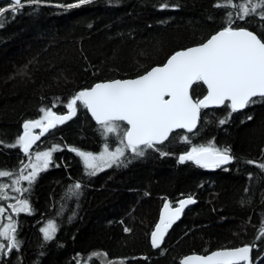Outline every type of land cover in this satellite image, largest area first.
<instances>
[{"label": "trees", "instance_id": "16d2710c", "mask_svg": "<svg viewBox=\"0 0 264 264\" xmlns=\"http://www.w3.org/2000/svg\"><path fill=\"white\" fill-rule=\"evenodd\" d=\"M76 3L23 0V8L3 14L0 171L10 175L0 176V224L15 226L17 246L9 250L0 237V264H181L187 254L244 245L251 247L250 264H264V237L257 239L264 229V168L257 166L264 164V98L236 112L228 102L202 108L191 132L176 130L143 156L126 149L119 165L94 176L73 149L113 148L127 126L117 121L120 129L105 135L80 102L27 154L17 145L24 122L41 118V109L66 113L68 100L94 83L136 77L201 44L227 26L226 13L235 25L264 34V9L237 19L241 4L250 8L261 0H232L236 7L227 8L217 4L228 0H92L68 7ZM9 4L0 1V8ZM190 92L200 99L206 89L199 81ZM209 144L228 149L232 161L220 168L180 161ZM52 147L47 169L31 183H13L25 175L33 151ZM76 183L78 192L70 191ZM184 197L194 203L153 247L150 233L161 205ZM21 200L28 212L14 210ZM50 220L57 231L45 240L41 227Z\"/></svg>", "mask_w": 264, "mask_h": 264}, {"label": "snow or ice", "instance_id": "6c2138e0", "mask_svg": "<svg viewBox=\"0 0 264 264\" xmlns=\"http://www.w3.org/2000/svg\"><path fill=\"white\" fill-rule=\"evenodd\" d=\"M29 2L34 4L38 0H29ZM91 2L92 0H78V3L70 4L68 7L75 8ZM24 6L21 0H13L8 8H0V25L3 23L4 13L16 12L18 8ZM229 6L236 7L232 0H228L226 4H217V7ZM258 7L264 9V0H261L259 5H251L250 8L246 4H241L237 19L244 20L248 15L255 13ZM226 17L227 26L207 39L206 43L177 51L162 67H152L150 71L138 75L135 79L97 83L91 88L77 92L67 102L69 109L67 116H56L51 108L41 109L44 115L40 119L24 123V134L19 136L17 145L28 152L30 145L40 138L32 134V129L40 128L43 135L57 123H63L74 115L77 102H80L103 127L105 135L120 129L117 121L127 124L120 140L123 147L109 151L106 145L99 155L78 151L77 154L82 157L87 175L94 176L114 164L119 165L125 149L143 156L145 150L163 145L174 129H187L191 132L200 119V110L210 104L223 105L226 101H231L232 112H236L256 102L254 98H264V34H257L245 27L235 25L231 13H226ZM261 18L264 19V14ZM199 81L207 85V95L203 99L194 101L189 90L194 82ZM225 122V120L220 121L221 124ZM73 151L77 150L73 149ZM165 154L161 152V155ZM51 157V151L37 152V163L32 164V172L27 176H20L13 183H18L20 179L29 183L34 181L38 172L49 166ZM179 159L181 162L194 161L204 168H220L230 163L233 157L228 149L221 150L209 144L193 147ZM257 166L264 168V164ZM7 175L10 173L0 171V176ZM80 187V183H76L70 186L69 190L78 192ZM17 190L27 191V189ZM192 203L194 200L191 198L181 199L179 206L174 208H170L169 204L165 203V212L161 214L160 222L151 234L153 247L159 246L164 234L179 218L184 207ZM14 210L28 212L30 207L26 200H21ZM56 231L57 225L52 220L41 228L45 240H52ZM14 233L15 226L11 222L0 230V237L7 240L6 246L9 250L17 246ZM262 237H264V229L257 239ZM4 247L5 244L0 243V249ZM250 253L251 248L248 245L226 248L213 251L210 255L185 257L181 264H240V262L250 264Z\"/></svg>", "mask_w": 264, "mask_h": 264}, {"label": "water", "instance_id": "95a60500", "mask_svg": "<svg viewBox=\"0 0 264 264\" xmlns=\"http://www.w3.org/2000/svg\"><path fill=\"white\" fill-rule=\"evenodd\" d=\"M0 1H5V0H0ZM6 1H8V2H10V3L13 2V0H6ZM21 2H22V0H21ZM221 30H222V29H221ZM221 30H218L217 32H219V31H221ZM217 32L213 33L212 35L216 34ZM212 35H210V36L208 37V39H210ZM206 42H207V40H205V41L202 42V43H206ZM199 45H200V44L193 45V46H189V47H186V48H183V49L177 50V51L186 50V49H188V48H191V47H197V46H199ZM177 51H175L174 53L170 54L162 64H160V65H154V66H152V67H162L163 64H165V63L167 62V60H168L172 55H174ZM152 67H150L147 71H150ZM143 74H145V72L142 73V74H140V75H143ZM135 78H137V76H136V77H132V78H124V79H135ZM117 79H118V78H117ZM117 79H112V80H117ZM121 80H123V79H121ZM109 81H111V80L99 81V82H97V83H103V82H109ZM201 82H202V81H201ZM97 83H94L92 86H94V85L97 84ZM194 83H195V82H194ZM202 84H203V82H202ZM203 85H204V87H205V89H206V93H205V95H207V85H205V84H203ZM92 86H91V87H92ZM91 87H89V88H91ZM191 87H192V86H191ZM191 87H190V90H191ZM190 90H189V94H190V96H192ZM205 95H204V96H205ZM204 96H202L200 99H203ZM165 98L167 99L168 97H165ZM192 98H193V97H192ZM193 100L195 101V100H197V99H196V98H193ZM226 102H228V104H229V106H230V108H231V101H226ZM220 106H222V105L210 104V105H208V107H206V108H213V107H220ZM86 109H87V108H86ZM239 110H242V109H239ZM87 112H88V114L90 115V117L93 119V121L96 122V123H98V122L96 121V119L92 116L91 112H90L88 109H87ZM53 113H55V112H53ZM68 114H69V109H68V111H67L66 113H64V114L55 113L56 116H67ZM121 122H123V121H121ZM24 123H25V122H24ZM45 123H46V122H45ZM123 123L126 124V122H123ZM60 124H61V123H57L55 126L60 125ZM98 124H99V123H98ZM197 124H198V121H197ZM126 126H127V124H126ZM196 126H197V125H196ZM23 128H24V124H23ZM53 128H54V127H53ZM53 128L49 129V131H47V132H50L51 130H53ZM194 129H195V128H194ZM194 129H192V130H194ZM176 130H180V129H174L173 132L176 131ZM183 130L188 131L187 129H183ZM31 132H32L33 135H35V136H39V137H41V136H43V135H45V134L47 133V132H45L43 135H41V129H40V128H34V129L31 130ZM23 134H24V130H23V132L21 133V135H23ZM170 134H171V133H170ZM21 135H20V136H21ZM169 136H170V135H169ZM38 140H39V139H38ZM38 140H36L34 143H32V144L30 145V147H29V151L33 148V146L36 144V142H37ZM29 151H28V152H29ZM21 152H22L23 154H27V153H28V152H25V151H24L23 147H21ZM193 162H194V161H193ZM188 198H191V197H184V198H182V199H188ZM191 199H192V198H191ZM180 200H181V199H180ZM180 200H179V201H180ZM165 203H168L170 208H174V207H178V206H179V202H178L175 206L170 205V203H169L168 200H165V201L163 202V204L161 205V207H160V209H159L158 217H157V220H156L155 225H154V227H153V230H152L151 233H150V242H151V244H152V235H151V234H152L153 231L156 230V225L160 222L161 214L165 212V209H164V205H165ZM192 204H193V203H192ZM189 205H191V204H189ZM189 205H186V206L184 207L183 211H184ZM183 211H182V213L180 214V216H179V218H178L177 220H179V219L181 218V216H182V214H183ZM177 220H175V221H177ZM165 234H166V233H165ZM165 234H164V236H165ZM162 241H163V240H162ZM162 241L160 242V244L162 243ZM160 244H159V245H160ZM240 247H243V246H240ZM235 248H237V247H235ZM223 249H226V248H221V249L212 250V251L207 252V253H205V254H195V253L187 254V255H185V256L182 258V260H183L185 257H188V256H205V255H210L211 252H213V251H218V250H223ZM227 249H231V248H227ZM250 254H251V253H250ZM240 263L249 264V262H240Z\"/></svg>", "mask_w": 264, "mask_h": 264}, {"label": "rangeland", "instance_id": "374dc122", "mask_svg": "<svg viewBox=\"0 0 264 264\" xmlns=\"http://www.w3.org/2000/svg\"><path fill=\"white\" fill-rule=\"evenodd\" d=\"M40 119V118H39ZM121 139V138H120ZM105 146L106 145H104L99 151H97V152H91V153H93L94 155H99L103 150H104V148H105ZM117 147H123V145H121L120 144V142L116 145V146H114L113 148H110V147H108L109 148V151H114ZM71 149H73V148H71ZM56 150V148L55 147H52L51 149H43V150H38V151H33L32 152V154L30 155V159H29V161L27 162V171H26V173H25V175L24 176H27V175H29L31 172H32V164H34V163H37V160H36V153L37 152H48V151H51L52 153L54 152ZM77 151H75V153L77 154L78 153V151H84V150H81V149H76ZM126 150V149H125ZM84 152H88V151H84ZM78 155V154H77ZM79 156V155H78ZM80 157V156H79ZM80 159L82 160V157H80ZM82 162H83V160H82ZM41 163V166H42V162H40ZM50 163V162H49ZM49 167V166H48ZM47 167V168H48ZM46 168V169H47ZM43 170H45V169H43L42 168V170L41 171H43ZM41 171H39L38 173H40ZM38 175V174H37ZM25 181H27V180H25ZM53 221V220H52ZM48 222L49 221H47L44 225H42V227L41 228H44L47 224H48ZM54 222V221H53ZM55 223V222H54ZM8 224V223H7ZM4 225H6V224H0V230H2L3 229V227H4ZM43 234V233H42ZM44 235V234H43Z\"/></svg>", "mask_w": 264, "mask_h": 264}, {"label": "bare ground", "instance_id": "6f19581e", "mask_svg": "<svg viewBox=\"0 0 264 264\" xmlns=\"http://www.w3.org/2000/svg\"><path fill=\"white\" fill-rule=\"evenodd\" d=\"M22 2H23V0H22ZM22 2H21V3H22ZM179 50H180V49H179ZM173 53H174V52H173ZM59 114H64V113H59ZM70 117H72V115H71ZM70 117H69V118H70ZM69 118H68V119H69ZM68 119H67V120H68ZM92 120H93V119H92ZM65 121H66V120H65ZM65 121H64V122H65ZM64 122H63V123H64ZM119 122H120V121H119ZM63 123H61V124H63ZM95 123H96V122H95ZM61 124H60V125H61ZM96 124L98 125V123H96ZM57 126H58V125H57ZM55 127H56V126H55ZM23 129H24V128H23ZM173 206H175V205H173ZM183 212H184V211H183ZM244 246H245V245H244ZM250 248H251V247H250Z\"/></svg>", "mask_w": 264, "mask_h": 264}]
</instances>
